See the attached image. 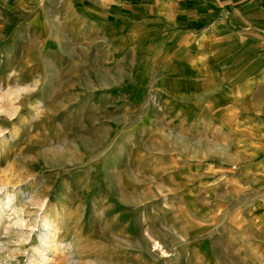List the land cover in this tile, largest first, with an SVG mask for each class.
Returning <instances> with one entry per match:
<instances>
[{"label":"rangeland","instance_id":"374dc122","mask_svg":"<svg viewBox=\"0 0 264 264\" xmlns=\"http://www.w3.org/2000/svg\"><path fill=\"white\" fill-rule=\"evenodd\" d=\"M44 1L0 0V196L18 192L27 222L47 202L39 212L63 240L48 264H258L241 209L264 112L243 110L220 79L215 95L130 96L112 65L99 79L97 65L49 50ZM6 216L0 264H27L29 240L19 251Z\"/></svg>","mask_w":264,"mask_h":264},{"label":"crops","instance_id":"0c3cea01","mask_svg":"<svg viewBox=\"0 0 264 264\" xmlns=\"http://www.w3.org/2000/svg\"><path fill=\"white\" fill-rule=\"evenodd\" d=\"M49 4L51 24L57 29L48 38L49 50L67 61L97 65L99 79L109 77L105 68L112 65L110 77L124 80L132 89L130 96L154 89L177 100L186 94L215 95L220 79L227 94L241 96L243 110L264 112V0H49ZM202 80L210 81L209 90H203ZM260 117L251 114V119ZM262 155L248 170L257 181L247 182L248 196L241 209L245 254L258 264H264Z\"/></svg>","mask_w":264,"mask_h":264},{"label":"bare ground","instance_id":"6f19581e","mask_svg":"<svg viewBox=\"0 0 264 264\" xmlns=\"http://www.w3.org/2000/svg\"><path fill=\"white\" fill-rule=\"evenodd\" d=\"M17 193L8 190L4 193L2 197L0 196V224L6 222V215H16V218L12 217L13 219H15V221L12 222V224L10 225H12V228H16L15 240L18 243H16V246H18L19 251H27V247H25V242L29 240V260L27 261V264H48L49 262H52V260H50L51 258L48 256L49 252L54 248V246L57 249V244L63 243V240H57L56 231H53L55 221L49 218V212L46 211V215H41V212H39L41 208L48 209V204L44 201H41L39 203H33L35 206H37L38 210L36 213L34 212L35 215L32 218L33 220L27 222L26 218L22 216L21 211L23 210L21 208V210L15 209V205L17 204ZM61 212H63V209L59 213ZM12 218L8 221L9 223L11 222V220L13 221ZM10 227L11 226L5 225L4 230H10ZM34 232L36 233V235L33 237L32 234ZM0 247L5 249L6 246L0 245ZM11 257L14 258L15 254H12Z\"/></svg>","mask_w":264,"mask_h":264}]
</instances>
